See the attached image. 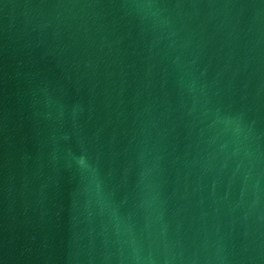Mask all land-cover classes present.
<instances>
[{
    "label": "water",
    "instance_id": "95a60500",
    "mask_svg": "<svg viewBox=\"0 0 264 264\" xmlns=\"http://www.w3.org/2000/svg\"><path fill=\"white\" fill-rule=\"evenodd\" d=\"M0 264H264V0H0Z\"/></svg>",
    "mask_w": 264,
    "mask_h": 264
}]
</instances>
